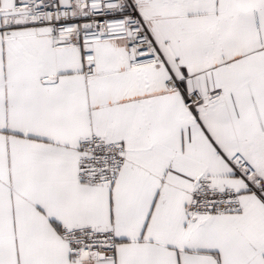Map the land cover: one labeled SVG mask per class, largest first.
Here are the masks:
<instances>
[{"label": "snow or ice", "instance_id": "snow-or-ice-1", "mask_svg": "<svg viewBox=\"0 0 264 264\" xmlns=\"http://www.w3.org/2000/svg\"><path fill=\"white\" fill-rule=\"evenodd\" d=\"M0 264H264V0H0Z\"/></svg>", "mask_w": 264, "mask_h": 264}]
</instances>
